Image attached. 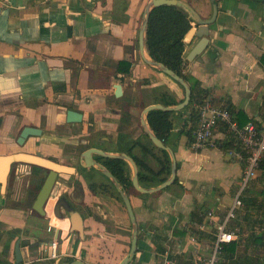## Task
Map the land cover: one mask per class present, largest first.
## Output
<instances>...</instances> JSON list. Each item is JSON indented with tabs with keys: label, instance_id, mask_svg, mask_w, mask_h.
Listing matches in <instances>:
<instances>
[{
	"label": "crops",
	"instance_id": "crops-1",
	"mask_svg": "<svg viewBox=\"0 0 264 264\" xmlns=\"http://www.w3.org/2000/svg\"><path fill=\"white\" fill-rule=\"evenodd\" d=\"M147 2L0 0V264H15L17 241L20 264H120L129 252L132 224L125 206L110 193L90 190V184H106L107 178L95 167L84 169L81 154L96 148L138 159L154 175L162 168V150L149 140L142 111L183 100L184 91L140 55ZM214 5L217 15L202 55H190L198 38L184 39V72L212 103L258 123L264 115V0H177L175 6L196 30L198 22L212 18ZM144 56L151 60L145 47ZM123 61L131 63L129 74L117 70ZM68 110L80 113L81 121L67 123ZM175 113L166 145L176 161L174 182L156 193L127 194L137 224V250L129 264H193L212 246L240 188L241 165L220 148L227 139L224 127L215 129L210 146L194 150L186 135L188 114ZM24 127L40 129L41 135L18 145ZM18 154L73 169L58 175L45 216L33 204L47 170L7 162ZM94 159L102 164L103 158ZM164 176L167 180L170 172L157 178ZM60 197L82 215L83 238L70 232L63 208L61 217L55 216ZM210 211L213 224L206 217ZM57 232L59 256L46 260L44 247Z\"/></svg>",
	"mask_w": 264,
	"mask_h": 264
},
{
	"label": "trees",
	"instance_id": "trees-1",
	"mask_svg": "<svg viewBox=\"0 0 264 264\" xmlns=\"http://www.w3.org/2000/svg\"><path fill=\"white\" fill-rule=\"evenodd\" d=\"M190 29L191 19L185 11L178 8L177 6L162 5L151 10L145 32V50L150 59L157 63L163 64L176 75L183 78L191 90V99L188 106L177 112L178 115L185 113L188 114L191 126L186 131V135L188 136L189 142L192 141L191 134H193L198 122L196 106L200 105L205 100L204 93L198 89V82L184 72V39ZM130 68L131 63L123 61L119 63L117 70L118 72L129 74ZM179 87L183 90L181 86ZM181 101L182 99L165 101L163 104L166 106H171L176 105ZM223 107L228 110L232 118L236 120L240 126H243L248 122L242 117L240 114L241 112L235 114L231 106L224 105ZM175 114V112L153 110L150 111L146 116V121L151 131L159 140L163 142L164 145H167V137L173 129L172 117ZM239 118H241L242 122L239 120ZM226 135L227 139L221 143L220 148L224 151L236 148L237 146H235L234 141L228 137L227 131ZM134 145H137V143ZM161 152L163 155V159L161 160L162 168L159 170L157 175L152 174L144 162L133 158L135 164L139 168L138 180L141 184L154 186L157 185L158 182L164 181L166 179V176L162 177L161 179L157 178V176H160L163 173L168 175L170 172L168 155L165 151ZM102 164L107 170H109V172L113 175V177L117 180V182L127 194L134 192V189L131 186L130 168L127 162L120 159H103ZM255 180L261 181L264 184V158L259 164V171ZM89 188L93 193L97 192V190H99L101 193H110L121 203H123L120 195L117 193L108 179L106 184L97 185L96 183H93L89 185ZM248 189V186H246L242 192L241 201L243 207L245 205L249 207L254 206V201L247 194ZM260 196H262L264 199V189L260 191ZM262 225L263 227L260 232L252 236V241L253 244H255L258 248L264 250V221H262ZM238 248V241L222 245V255L227 261L230 262V264L235 261L236 264H240V261H238L236 258ZM244 262H246V264H264V251L261 256L255 257L253 259L245 258Z\"/></svg>",
	"mask_w": 264,
	"mask_h": 264
},
{
	"label": "water",
	"instance_id": "water-1",
	"mask_svg": "<svg viewBox=\"0 0 264 264\" xmlns=\"http://www.w3.org/2000/svg\"><path fill=\"white\" fill-rule=\"evenodd\" d=\"M211 1H214V0H211ZM176 3H177V0H148L145 6V9L143 11L142 21H141V26L139 30V36H138V48H139V52L143 60L148 65H151L157 68L160 72L164 73L171 80H173L178 85H180L184 91V98L177 105L164 106L161 104H152V105L145 107L142 111L141 122H142V126L149 140L156 148L162 151H165L170 159L171 168H170L169 178L161 182L160 184L154 186L153 188H148V189L142 188L139 185L138 170H137L136 164L128 155L124 153L107 154L96 148H88L81 154V159L83 161L82 167L84 169H89L92 167L97 168L100 171V173L103 176H105L110 181V183L113 185V187L115 188V190L121 197V200L125 206L129 220L132 224L129 252L122 259L120 264H129V262H131V260L135 256V253L137 250V224H136L135 216L133 214V210L130 205V201L127 196V193L123 190V188L120 186L117 180L109 172V170H107L102 164L98 163L94 159V155H97L103 159H120V160H124L125 162H127L132 167V176L130 178L131 186L138 193H141V194L156 193V192H159L167 188L174 182L176 178V170H177L175 157L172 151L152 133L150 127H148V125H146L145 123V118L147 114L153 110H161L165 112H178L186 108L191 99V90L183 78L176 75L173 71L165 67L163 64L157 63L153 60L146 59L144 56V47H145V32H146L147 22H148V18H149L151 10L156 7L162 6V5L175 6ZM216 15H217V7L214 5L212 18L209 20L198 22V28L196 30L191 29L185 36V38L188 39L189 41L192 39L193 36L199 39V41L195 44V46L193 47L191 51L190 55L192 56V58L201 56L203 51L206 49L209 43V38H208L209 27L215 21ZM119 94H120V86H116L115 95L119 96ZM81 118H82L81 114L76 111L68 110L66 112V122L67 123H70V124L79 123L81 121ZM40 135H41L40 129L33 128V127H24L19 133L16 143L18 145H22L29 136H40ZM7 162H11V163L23 162L24 164L39 166L47 170V174L42 182V185L35 197L34 204H33V210L37 212L38 214H40L41 216H45V207L47 205V202L49 201V198L51 196V193L56 183L58 175L61 173L73 172V169L71 168L64 167L57 163L51 162L47 159H43L40 157L31 156V155H24V154L14 155V156L9 157L7 159ZM60 208H63L68 215L69 222H70V232L77 233L80 236V238H83L82 215L64 197L58 198L53 207V212L55 216H57L58 218L61 217V215L59 214ZM57 238H58V232L55 236V240H57ZM48 243L51 244V240L48 241ZM36 246H38V243L34 244V247ZM14 256H15V264H20L22 262V258H21V253H20L19 241H17L15 244ZM70 264H85V263H83L81 260H74Z\"/></svg>",
	"mask_w": 264,
	"mask_h": 264
},
{
	"label": "built area",
	"instance_id": "built-area-1",
	"mask_svg": "<svg viewBox=\"0 0 264 264\" xmlns=\"http://www.w3.org/2000/svg\"><path fill=\"white\" fill-rule=\"evenodd\" d=\"M198 122L192 134L191 148L202 150L210 146L213 141L215 129L224 127L228 137L234 141V149H229L225 153L242 167L241 184L225 220L220 223L214 233V241L210 249L196 255L193 264H230L222 255V245L238 240L239 229L231 226L232 220L236 218V213L243 207L241 196L248 184L255 180L259 164L264 158V115L260 122L248 121L240 126L223 106L216 105L210 99L205 100L196 106ZM208 222L215 221L214 213L207 212ZM200 230H205L203 223H194ZM50 230V228L48 229ZM194 242V240H193ZM45 259H56L59 256L57 250V240H51L44 247ZM164 264H170L165 262Z\"/></svg>",
	"mask_w": 264,
	"mask_h": 264
},
{
	"label": "rangeland",
	"instance_id": "rangeland-1",
	"mask_svg": "<svg viewBox=\"0 0 264 264\" xmlns=\"http://www.w3.org/2000/svg\"><path fill=\"white\" fill-rule=\"evenodd\" d=\"M248 196L254 201V206L241 207L239 215L231 222L232 227L239 229L238 242L239 248L237 250L236 258L240 264H246L245 258H255L261 256L263 251L253 244L252 236L256 235L262 229V221H264V199L260 196V191L264 189V184L261 181H251L248 184ZM238 213V211H237ZM236 225V226H235ZM232 264H236L232 262Z\"/></svg>",
	"mask_w": 264,
	"mask_h": 264
},
{
	"label": "flooded vegetation",
	"instance_id": "flooded-vegetation-1",
	"mask_svg": "<svg viewBox=\"0 0 264 264\" xmlns=\"http://www.w3.org/2000/svg\"><path fill=\"white\" fill-rule=\"evenodd\" d=\"M72 201H74V202L76 203L75 199H72ZM71 205H72V204H71ZM73 205H74V204H73ZM73 207H74V206H73ZM75 207H76V206H75ZM75 207H74V208H75ZM76 208H77V207H76Z\"/></svg>",
	"mask_w": 264,
	"mask_h": 264
}]
</instances>
